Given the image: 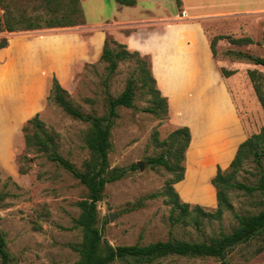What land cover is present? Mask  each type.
I'll return each mask as SVG.
<instances>
[{"label":"rangeland","instance_id":"obj_1","mask_svg":"<svg viewBox=\"0 0 264 264\" xmlns=\"http://www.w3.org/2000/svg\"><path fill=\"white\" fill-rule=\"evenodd\" d=\"M9 1L15 15L24 14L44 21V12L36 10L38 0ZM140 1L150 8L151 13L136 12L135 16L124 13V6L117 9L116 0H81L85 25L0 34V42L8 41L6 50H0V232L6 240L11 264H74L80 259L79 253L73 249L83 239L76 220L81 213L79 203L87 198L88 190L44 153L35 148L28 150L25 140L27 122L39 114L45 131L54 138L59 154L78 170L84 172L88 169L87 163L92 159L86 143L90 126L72 118L48 99L54 76L74 107L97 117L108 115L110 96H120L130 81L135 83L134 108L118 109L119 116L111 136L110 169L125 174L106 186L103 200L98 204V227L103 239L112 246H147L171 238L208 242L221 234H231L238 227L237 214H257L262 210L259 193L249 195L234 190L229 193L233 209L225 210L221 220L200 218V227L197 228V214L193 213L184 222L174 223L172 205L162 193L180 172L173 173L162 166L153 167L150 159L168 155L170 135L187 126L189 121H185L187 104L161 92L168 100L167 113L159 111L157 116L147 112L155 102L139 80V58L121 62L115 74L110 75L107 64L101 61L103 52H91V42L100 34L105 42L109 40L114 50L126 45L130 52H138L128 45V38L133 37L145 46L154 35L164 34L168 27L183 23L202 26L210 43L216 36L252 39L253 43L242 46L232 44L229 39L221 40L217 45V57L213 58L220 75L223 67L236 71L225 83L238 125L237 139L222 134L224 131L215 134L230 121L223 112L226 101L220 98L215 102H200L189 105L196 107L194 110L188 108L187 116L199 125L191 127L193 141L185 160L179 162L168 155L171 164L183 166L184 174L189 170L194 176L189 183L187 178L177 183L183 198L187 199L184 191L188 198L210 197L207 190L200 191L199 185L205 187L209 176H213L212 171L220 166L218 162L233 156L235 144L246 141L264 128V110L248 76L249 71H257L264 88V67L252 62L255 57L264 58V0H187L186 9L183 2L179 7L176 0H167L165 9L171 13L169 18L164 16L162 8ZM3 13L1 10L0 15ZM128 17H132L129 25ZM189 33L196 38L200 36L196 30ZM54 34L59 36L44 37ZM185 34L181 28L174 27L167 31L165 42L152 41L151 45H156L159 50L155 64L153 54L138 52L149 63L158 89L176 99V74L195 65L192 55L181 50ZM70 36L75 38L72 42ZM206 39L200 37L201 49ZM52 46L65 48L58 56L41 52L46 47L52 49ZM100 46V41L93 44L97 51ZM228 51L235 55H227ZM239 53L241 58L237 56ZM30 131L32 134L36 132L34 128ZM231 140L229 150L220 155L224 145ZM198 165L205 168H198ZM21 170L25 173L22 174ZM261 173H264V164L261 169L249 161L236 181L256 186ZM183 198L182 201L186 202ZM201 206L207 211H216L218 202L214 207ZM179 213L176 211L175 217ZM263 243L259 237L241 244L228 253V264H264V252H258ZM113 264H136V260H118ZM153 264L222 262L211 257L170 256Z\"/></svg>","mask_w":264,"mask_h":264},{"label":"trees","instance_id":"obj_2","mask_svg":"<svg viewBox=\"0 0 264 264\" xmlns=\"http://www.w3.org/2000/svg\"><path fill=\"white\" fill-rule=\"evenodd\" d=\"M123 6L133 7L137 4L136 0H116ZM36 10H42L45 14L44 21L40 18L32 19L24 14L15 15L13 4L9 0H0V34L14 33L19 31H34L40 29L70 28L85 25V16L81 7V0H38ZM179 7L182 6V0H176ZM229 39L234 45H249L253 43L250 38L236 39L233 37L216 36L211 41V49L214 58L217 57V45L221 40ZM8 47V41L4 39L0 42V50ZM120 50L111 48L109 40H106L101 56V61L107 64L110 75L115 74L121 62L130 61L138 57L140 63V77L143 88H148L152 95L155 106L149 108L147 112L159 116L160 112L167 113L168 100L162 96L157 87V81L153 76L149 63L141 58L138 52H130L126 45H121ZM123 49V50H122ZM227 55H235L228 51ZM238 57L241 56L239 53ZM241 58V57H240ZM252 62L256 66L264 67V58L255 57ZM224 78L232 77L236 71L221 68ZM248 76L253 84L255 93L264 110V88L259 79L257 71H249ZM135 83L130 81L125 91L118 97H109V113L105 117H97L86 114L79 108L74 107L68 100L67 92L61 86L58 78L53 77L49 100L60 106L66 114L72 118L89 124L90 129L86 136L87 147L91 152L92 159L87 163L88 169L84 172L78 170L69 160L63 158L57 151L54 138L44 129V124L40 115L36 114L30 119L24 131L28 150L36 149L39 153H44L51 161L62 166L71 173L88 190L86 199L79 203L81 213L76 220V227L80 228L83 234L82 242L73 249L80 255L78 262L74 264H113L118 260H136V264H153L157 260L170 256L183 258H216L222 264H228L227 255L241 244L250 242L255 238H262L264 241V173L256 186L248 185L236 181V178L243 170L244 165L252 161L258 168H263L264 164V128L256 134H253L246 141L240 144L236 156L227 170L217 169V174L212 180V184L217 191L218 208L216 211H207L201 205L192 206L190 203L183 202L180 194L174 185L183 181L185 178V169L180 165H173L169 161L168 155L174 156L179 162L184 161L186 152L192 141L191 129L187 126L175 130L169 137L171 145L168 155L154 157L150 159L153 167L162 166L170 172L179 171L180 174L175 177L169 186L162 193L167 197L168 203L172 205L171 218L174 223L184 222L191 214L196 213L195 224L200 227V218L221 220L225 210H232L229 193L234 190L243 191L249 195L259 193L261 196L260 205L262 210L257 214L236 215L238 227L231 234H221L208 242H191L171 238L167 241H159L147 246H118L114 247L103 239L102 232L98 227V204L103 200L106 186L110 183L120 180L124 176V171L110 169L109 155L112 149L111 136L115 120L118 118V109L120 107L134 108ZM36 130L31 133V129ZM21 173L25 172L21 170ZM179 211L177 217L174 213ZM259 253L264 252V243L258 249ZM0 258L1 264H11V256L7 250V243L0 232Z\"/></svg>","mask_w":264,"mask_h":264},{"label":"crops","instance_id":"obj_3","mask_svg":"<svg viewBox=\"0 0 264 264\" xmlns=\"http://www.w3.org/2000/svg\"><path fill=\"white\" fill-rule=\"evenodd\" d=\"M136 1H137V4L133 7L124 6V13L127 12L129 14H133L134 16H135L134 13H136V12L141 13V14L151 13L149 7L142 5L140 0H136ZM143 1L147 2V3L154 4V6L157 8H162L164 10V13H165L164 16L168 17V18L171 17L170 16L171 13L165 9V3L167 2V0H143ZM182 2L184 4V8H185L186 5H188V2H187V0H182ZM121 6L123 7V5H121L117 2V9L118 8L121 9L122 8ZM201 15H203V14H201ZM194 16H197V14H195ZM203 16H208V15H203ZM138 17H142V15L138 16ZM131 18L132 17L127 18L128 19L127 21H129V22H127V25L131 24V21H130V20H132ZM135 19L138 20L139 18H135ZM124 24H126V23H124ZM174 27H179L185 31V33H186L185 37L181 41V44H182L181 50L190 56L192 55V57L195 61V65H193L188 71H184V73L182 72L181 74H176L174 84H176V86H177V99L175 97H172V95H170V94L165 95V93L160 88L159 89L161 90V92L163 93L164 96L169 97V98H174L175 101L178 100L177 102H179L182 99V102L187 104L185 107L191 108L192 110H194L196 107H191L189 105H197L200 102H205V101L206 102H215L216 100H218L220 98L222 100L224 99L226 101V109H224L223 112H225L229 116L230 121L228 123H224L225 125L224 126L222 125L215 134H217V133L220 134V132L222 133L224 131V133H222V134H230L235 139H237L236 136H238V134H239L238 125H236L237 123L235 121V112L232 110V104L230 102L229 92L227 90V85L225 83V81H227V79H230L233 76L230 78H224L222 75H220V73L216 69V67L214 65V61H213L214 55H213V52L211 49L210 39H209L208 35H207V39H206V36L203 32L204 30H202V26L199 27V26L194 25V24H184V23L180 24V25H174V26L168 27L164 34L154 35V37L145 46H142V44H139L138 40L133 38V37L128 38L127 43L132 48V50L134 49L135 51L142 52L143 54L144 53L153 54L155 56L154 57V64H155V59L159 54V50L156 48V45H154V46L151 45L152 41H156V43L157 42L158 43L165 42V36H166L167 31L171 30ZM193 30H196L198 32V35H200L198 38L192 36L189 33V32H192ZM55 36H59V35H57V34L46 35L44 37H55ZM190 36L193 37L194 43L192 42V39ZM200 37H201V39H204V40L206 39V41L203 42V48L202 49L199 46ZM73 38L70 40L71 42L73 41ZM187 40H191V42H187ZM95 41L101 42L100 50H98V51L93 47V44ZM104 43H105V39L100 34L98 36H96L95 38H93L92 42H91V52L101 54L103 52ZM64 48L65 47L56 48L55 46H52V49H48L46 47L45 50H42L41 52L46 53L49 56H55V55L58 56L60 53H62ZM4 50H6V49H4ZM157 85H158V82H157ZM183 90H184V92H183ZM196 90H198V92H196ZM192 91H193V94H191ZM194 92H196L195 95H194ZM188 108H187V112L189 110ZM187 112H185V121L189 120L188 123H186L187 127H189L191 129V127L193 125H199L197 123V121L195 123L194 121L190 120V118L187 116ZM232 140L224 145L225 147L222 149V152L220 153V155H222L223 153H226L229 150V144L232 142ZM192 141H193V137H192ZM242 143L243 142H240L237 145L235 144L233 156L230 159L228 158V160L226 159L225 161H219L218 162L223 169L229 168L230 164L232 163V161L234 160V158L236 156V153H237V150H238L240 144H242ZM220 166H218V167H220ZM197 167L201 168V169L205 168V167H199V165ZM218 167H217V169H218ZM198 171L200 172L199 169H198ZM216 171H217L216 169L212 171L213 176H209L208 183L206 184L205 187H203L202 185H199L201 187V190H200L199 189L200 187L198 186V189L202 193H203L204 189L207 190L209 192L210 197L201 196V197H196V198H194V197L188 198L186 191H184L187 199L183 198V196L180 194L179 190L177 189V186H178V184L184 182L186 178H187L186 179L187 183L190 182L189 180H191L190 179L191 177L194 178V176H192L191 171L189 172V170H187L184 180L179 182L176 185V190L178 191L180 196L186 202L198 203L201 205H211L214 207L217 205V202H218L217 191H216V188L214 187V185L212 184V178L215 177L217 174Z\"/></svg>","mask_w":264,"mask_h":264},{"label":"water","instance_id":"obj_4","mask_svg":"<svg viewBox=\"0 0 264 264\" xmlns=\"http://www.w3.org/2000/svg\"><path fill=\"white\" fill-rule=\"evenodd\" d=\"M139 167H140V168H142V166H141V165H139Z\"/></svg>","mask_w":264,"mask_h":264}]
</instances>
